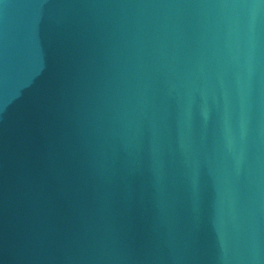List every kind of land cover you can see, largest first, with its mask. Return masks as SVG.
<instances>
[{
    "label": "water",
    "instance_id": "95a60500",
    "mask_svg": "<svg viewBox=\"0 0 264 264\" xmlns=\"http://www.w3.org/2000/svg\"><path fill=\"white\" fill-rule=\"evenodd\" d=\"M0 264H264V0H0Z\"/></svg>",
    "mask_w": 264,
    "mask_h": 264
}]
</instances>
